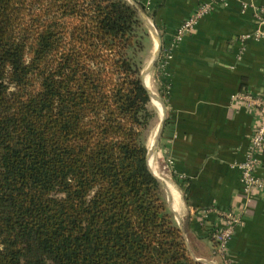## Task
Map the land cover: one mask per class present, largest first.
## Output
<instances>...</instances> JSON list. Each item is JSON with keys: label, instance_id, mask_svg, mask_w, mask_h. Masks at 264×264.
Here are the masks:
<instances>
[{"label": "trees", "instance_id": "1", "mask_svg": "<svg viewBox=\"0 0 264 264\" xmlns=\"http://www.w3.org/2000/svg\"><path fill=\"white\" fill-rule=\"evenodd\" d=\"M150 41L129 0H0V264H201L148 166Z\"/></svg>", "mask_w": 264, "mask_h": 264}, {"label": "crops", "instance_id": "2", "mask_svg": "<svg viewBox=\"0 0 264 264\" xmlns=\"http://www.w3.org/2000/svg\"><path fill=\"white\" fill-rule=\"evenodd\" d=\"M135 1L149 5L161 58L171 54L162 70L167 120L154 157L170 163L165 192L189 245L197 256L212 254L211 234L226 227L218 211L232 212L244 225L216 264H264V191L246 195L239 168L261 116L234 99L245 91L264 101V41L254 38L261 26L253 9H264V0ZM201 5L210 13L177 41V30ZM257 159L256 174L264 177V155Z\"/></svg>", "mask_w": 264, "mask_h": 264}, {"label": "built area", "instance_id": "3", "mask_svg": "<svg viewBox=\"0 0 264 264\" xmlns=\"http://www.w3.org/2000/svg\"><path fill=\"white\" fill-rule=\"evenodd\" d=\"M222 4H227L230 0H217ZM247 7V6H246ZM254 13L258 19L261 28L254 34V38L264 41V9L253 7ZM211 11L210 6L201 5L195 13L187 19L177 30V41H181L186 37L196 26V24L209 14ZM245 40V38H243ZM171 59V54L166 53L160 61L162 70L166 67L168 60ZM235 101L247 103L249 107L256 108L260 113V121L255 129L251 146L249 149L247 160L240 165L241 181L244 186V193L250 195L253 191H264V177H259L256 174L258 163V156L264 155V101L259 97H254L251 94L242 91L235 96ZM226 221V227L221 230H215L211 234L213 248L221 255L224 256L229 240L237 229L244 225L241 217L236 216L232 212L218 211Z\"/></svg>", "mask_w": 264, "mask_h": 264}, {"label": "rangeland", "instance_id": "4", "mask_svg": "<svg viewBox=\"0 0 264 264\" xmlns=\"http://www.w3.org/2000/svg\"><path fill=\"white\" fill-rule=\"evenodd\" d=\"M148 7H149V5H148ZM148 7H147V10L149 11V8ZM146 17H147V19L149 21H151V23H153L155 25V23H154L151 15H149V16L146 15ZM155 27L157 29V32L160 34V30L157 28L156 25H155ZM148 30H149V28H148ZM149 33H150V40L151 41H150V44L149 45H146V48L147 49L142 54V58L144 60L143 61V70L142 71H144L149 66V64L151 63V61H152V59H153V57L155 55V52L157 50V42H156L155 38L153 37V34L151 33L150 30H149ZM161 59L162 58H161V55H160V58L157 61V63L155 64L154 68L148 74L149 76L147 78V81L149 83V78L152 80L153 92H154L155 95H157V97H159L161 99V101L163 102V104L165 105V108H166V104L165 103H166V97L168 95V89L169 88L167 86V83L163 81V71H162V67L160 65ZM147 81H146V84H147ZM163 87L165 88V90H164L165 98L164 99L161 98V95H160L161 90H162ZM11 90H12L11 92H14L15 91L12 88H11ZM160 105L162 106V104H160ZM150 109L154 112L155 117H154V120H153L151 126L149 127L148 131L146 132V138H147V143H148V147L149 148H151L153 146V144H154V139H155V136H156V131L158 129V126H159V124L161 122V118H162V113L159 111V104L158 103H155L152 99H151V103H150ZM166 117H167V113H166ZM166 120H167V118H166ZM158 145H159V143H158ZM158 145H157V147H158ZM157 147H156V149H157ZM156 149L154 150L152 157H154L155 152H156ZM153 159H154V163H155V165L157 167V170L159 172L160 178H162V180H167L164 173H165V170L168 171V167H169V164L170 163L169 162H166L165 163L166 165L164 167V164L162 163L161 158H160V160H158V159L155 160V157ZM168 181H170V180L168 179ZM190 247H191V245H190ZM191 250L194 253V255L197 256V254L193 251L192 247H191ZM219 256H217V255L215 256L212 253L209 256H199V257H202L200 259H205V260H208V261H212V262H214L216 264V261L219 259Z\"/></svg>", "mask_w": 264, "mask_h": 264}, {"label": "water", "instance_id": "5", "mask_svg": "<svg viewBox=\"0 0 264 264\" xmlns=\"http://www.w3.org/2000/svg\"><path fill=\"white\" fill-rule=\"evenodd\" d=\"M129 1H130V3H131L135 8L138 9L140 16L142 17L143 21L145 22L146 26L149 28V30L151 31V33L153 34V37L155 38V40H156V42H157V50H156V52H155V55H154V57H153L151 63L149 64V66H148L144 71H142V74H141V76H142V81H143V85L145 86L146 90L148 91L150 98L153 99V92H152L149 88H147L146 83H145V78H146V76L151 72V70L154 68L155 64L157 63V61H158L159 58H160L161 50H162L161 38H160V35H159L158 33L155 32V33H156V34H155V33L153 32V30H154V31L156 30L155 25H154L153 23H152V25H151V22L147 19L145 13H144V12L142 11V9L139 7L138 3H137L135 0H129ZM155 35H156V36H155ZM156 97H157V96H156ZM157 99H158V101H159V102L162 104V106H163V112H162L161 122H160V124H159V126H158V129H157V131H156V136H155V139H154V144H153V146H152L151 148H149V150H148V154H147L148 166H149V169H150L151 172H152V170H151V167H150V158H151L152 152L156 149V147H157V145H158V143H159V140H160V138H161V135H162V133H163V129H164V126H165L166 118H167V117H166V113H167V111H166L165 105L163 104V102L161 101V99H160L159 97H157ZM152 174H153V172H152ZM153 175L159 180V182L161 183L162 187L164 188V190H165V191L167 192V194H168V191H169L168 186L163 182V180H162L161 178L157 177L155 174H153ZM169 208H170V210H171L170 205H169ZM171 211H172V210H171ZM172 212H173V211H172ZM174 215L176 216V219H177V222H178V224H179V227H180L181 231L183 232V237H184V239H185V241H186V245H187V248H188V251H189V254H190L191 258H192L194 261H196V262H198V263H201V264H215V263L212 262V261H208V260H205V259H200V258H198V257H196V256L194 255V253L192 252L191 247H190V245H189V242H188V239H187V236H186L185 229H184V227H183V224H182L181 218H180L179 216H177L175 213H174Z\"/></svg>", "mask_w": 264, "mask_h": 264}, {"label": "bare ground", "instance_id": "6", "mask_svg": "<svg viewBox=\"0 0 264 264\" xmlns=\"http://www.w3.org/2000/svg\"><path fill=\"white\" fill-rule=\"evenodd\" d=\"M151 25H152V23H151ZM153 32L155 33H157V30H153ZM155 33V34H156ZM156 36V35H155ZM148 76L149 75H147L146 76V78H145V83H146V81H147V78H148ZM146 86H147V88H149L152 92H153V87H152V80L149 78V83H148V81H147V84H146ZM157 95H155L154 94V92H153V101L155 102V103H157V97H156ZM160 103V102H159ZM161 104V103H160ZM161 107H163V106H161V105H159V109L161 108ZM161 110V109H160ZM162 112H163V109H162ZM154 152V151H153ZM153 152H152V155H153ZM152 155H151V157H152ZM153 159V158H152ZM152 160H151V158H150V167H151V170H152V172H153V174H155L157 177H158V170H157V167H156V165L154 164H152V162H151ZM154 166V168H153V166ZM160 178V177H159ZM164 181V180H163ZM173 194V193H172ZM170 195H168V197H169ZM169 201V205H170V203H171V198L168 200ZM170 207H171V205H170ZM171 210L173 211V213H175L176 215H177V213L172 209V207H171ZM178 216V215H177Z\"/></svg>", "mask_w": 264, "mask_h": 264}]
</instances>
